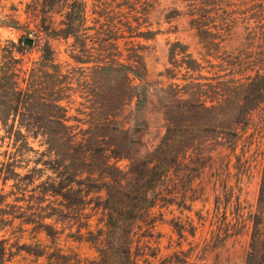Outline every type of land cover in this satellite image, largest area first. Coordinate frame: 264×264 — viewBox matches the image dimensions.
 Masks as SVG:
<instances>
[{
    "label": "rangeland",
    "instance_id": "rangeland-1",
    "mask_svg": "<svg viewBox=\"0 0 264 264\" xmlns=\"http://www.w3.org/2000/svg\"><path fill=\"white\" fill-rule=\"evenodd\" d=\"M8 56L35 103L24 121L51 132L15 143L0 124V194L51 206L61 234L22 233L16 220L0 230L5 264H49L35 256L43 246L51 264H98L89 239L111 232L130 235L139 264H246L251 229L217 248L206 239L237 206L250 226L258 211L264 104L243 114L242 92L264 64V0H0V66ZM48 150L80 175L68 200L38 196L57 175L28 170ZM15 159L20 178L2 173Z\"/></svg>",
    "mask_w": 264,
    "mask_h": 264
},
{
    "label": "trees",
    "instance_id": "trees-1",
    "mask_svg": "<svg viewBox=\"0 0 264 264\" xmlns=\"http://www.w3.org/2000/svg\"><path fill=\"white\" fill-rule=\"evenodd\" d=\"M82 16V9H79L77 12L69 13L68 27L70 30L75 28ZM16 64V57L8 56L3 60L0 66V124L7 136L12 138L15 143H19L20 140H23L22 142L29 144L30 140H35L39 138V136L49 138L51 131L47 127L30 125L24 121L26 113L36 112L34 111L35 103L31 101L29 91H25L21 86L16 72ZM262 66V68L256 70L255 75L247 76L246 83L243 84V114L249 113L253 109H257L264 104V64H262ZM41 155L42 157L44 156L43 159H37L36 161H33L35 166L28 170L34 173L31 177L34 179L35 176H38L37 174L41 169L39 168V165L44 166L46 170H52V173L57 176H51L52 178L41 184L43 189L39 191L38 196L43 198L48 196H60L68 200L71 189L68 188L67 183L75 182V178L80 177L79 173L74 175L67 171V165L64 159L61 161V165L54 166V164L57 162V159H53V150H48ZM21 156L24 158L25 154H21ZM22 162L25 161H18L15 159L14 161L3 163L2 173L6 170L5 173H11L14 176L20 178L21 176L16 170L27 169V167H25L23 164H20ZM28 162H31V160H28ZM58 163H60V161H58ZM155 167H148V173H156ZM140 175H142V172ZM143 175L147 176L149 174L146 173ZM158 176L160 178V175ZM99 180L103 182L104 185L106 184V189H109V186H107L108 182L104 178H99ZM152 180H154V174L149 181ZM16 187L18 189L20 188V190H24L21 186L17 185ZM32 198L36 199L35 197ZM5 202V196L0 194V230L13 225L16 220H19L21 222L20 232L22 233L27 231L26 229L23 230L25 225L32 224L35 225L32 229V232H34L36 235L45 234L47 238L55 240L57 239L58 235L61 234L54 224L47 223L48 220L53 218V213L51 210L54 211V209H52L51 206L42 207L37 205V202H34V204L32 203V205L25 208L18 204L11 205ZM3 205H6V207L10 208L11 210L6 212L5 209H3ZM215 211L216 214L219 215L221 213V207L217 205L215 207ZM241 212L242 209L240 206H237L236 214L238 215V218L229 219L227 217V213H225L223 218L212 221L210 224V238L208 241L206 239V245H212L215 248L223 246L229 240L242 235L245 229L249 228L251 229V239L246 264H264V179L260 192L258 211L250 220L251 226L247 223L245 218L240 216ZM86 226L88 233L93 235L94 232L89 230V225ZM106 226L108 229H112L111 224L107 223ZM132 226V224H128L126 226L129 233L132 232L130 231ZM183 231L184 227H181L180 235L183 234ZM111 233H106L105 237H103V235H99L97 238L94 237L93 239H89V242L94 244V248L99 253L100 261L98 264H120L122 261H125L126 264H139L137 257L134 256L133 240L130 235L120 238L115 237L116 235ZM110 244L115 246L114 252H110ZM46 248V246H43L41 247L42 251H35V256L38 258L46 256L50 262L49 264H51V259L56 255L54 253H49ZM5 251V247L0 246V264H5L6 262ZM75 255V264H83V259L78 254Z\"/></svg>",
    "mask_w": 264,
    "mask_h": 264
},
{
    "label": "water",
    "instance_id": "water-1",
    "mask_svg": "<svg viewBox=\"0 0 264 264\" xmlns=\"http://www.w3.org/2000/svg\"><path fill=\"white\" fill-rule=\"evenodd\" d=\"M26 44L27 45H32L33 44V41L32 40H26Z\"/></svg>",
    "mask_w": 264,
    "mask_h": 264
}]
</instances>
